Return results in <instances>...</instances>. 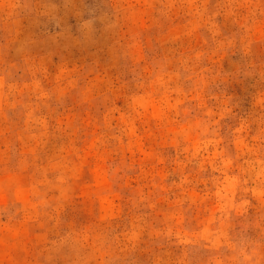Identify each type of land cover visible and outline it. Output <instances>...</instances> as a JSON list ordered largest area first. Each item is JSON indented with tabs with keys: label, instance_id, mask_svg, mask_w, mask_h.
Listing matches in <instances>:
<instances>
[{
	"label": "clouds",
	"instance_id": "9594fccd",
	"mask_svg": "<svg viewBox=\"0 0 264 264\" xmlns=\"http://www.w3.org/2000/svg\"><path fill=\"white\" fill-rule=\"evenodd\" d=\"M0 264H264V0H0Z\"/></svg>",
	"mask_w": 264,
	"mask_h": 264
}]
</instances>
